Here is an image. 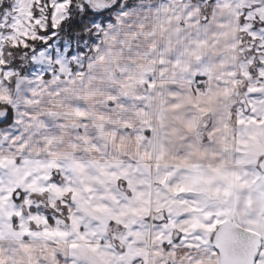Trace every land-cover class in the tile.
<instances>
[{"label": "snow or ice", "instance_id": "1", "mask_svg": "<svg viewBox=\"0 0 264 264\" xmlns=\"http://www.w3.org/2000/svg\"><path fill=\"white\" fill-rule=\"evenodd\" d=\"M0 264H264V0H0Z\"/></svg>", "mask_w": 264, "mask_h": 264}, {"label": "clouds", "instance_id": "2", "mask_svg": "<svg viewBox=\"0 0 264 264\" xmlns=\"http://www.w3.org/2000/svg\"><path fill=\"white\" fill-rule=\"evenodd\" d=\"M202 7H203V5H202ZM148 246L151 247V244L149 243ZM182 251H183L182 249H179V250H178V254H179V252H182Z\"/></svg>", "mask_w": 264, "mask_h": 264}]
</instances>
